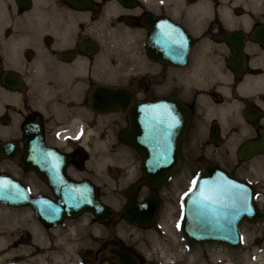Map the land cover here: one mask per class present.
<instances>
[{"label": "flooded vegetation", "instance_id": "obj_1", "mask_svg": "<svg viewBox=\"0 0 264 264\" xmlns=\"http://www.w3.org/2000/svg\"><path fill=\"white\" fill-rule=\"evenodd\" d=\"M225 1L0 0V173L54 199L22 163L50 150L108 206L16 225L1 264H264V186L252 180L264 178V0ZM138 103L157 161L177 158L152 181L120 136ZM210 163L251 184L262 212L238 223L235 245L183 232L185 194Z\"/></svg>", "mask_w": 264, "mask_h": 264}, {"label": "water", "instance_id": "obj_2", "mask_svg": "<svg viewBox=\"0 0 264 264\" xmlns=\"http://www.w3.org/2000/svg\"><path fill=\"white\" fill-rule=\"evenodd\" d=\"M97 90L102 93L109 91L108 88ZM128 121L130 127L122 130L120 136L142 154L143 170L147 179L152 181L156 176L154 168L157 165L162 172L168 171L177 163V158L170 162L157 161L152 148V134L145 128L139 130V103L130 109ZM146 135L150 139H144ZM44 156V161L22 163L38 171L54 192L55 198L31 195L21 181L0 173L1 204L28 205L35 218L47 226L55 225L64 216H75L83 210H88L99 218L107 216L108 206L98 199L93 183L86 179L76 181L68 178L62 165L58 166L56 163L59 162L56 160H62L60 155L48 150ZM194 179L197 180V185L191 192L188 190L184 197L183 232L195 241H221L235 245L238 240V223L243 219L252 220L262 215L253 203L251 184L236 178L214 163L199 168ZM50 208L56 210L54 215L48 210ZM129 219L139 224L136 218Z\"/></svg>", "mask_w": 264, "mask_h": 264}, {"label": "rangeland", "instance_id": "obj_3", "mask_svg": "<svg viewBox=\"0 0 264 264\" xmlns=\"http://www.w3.org/2000/svg\"><path fill=\"white\" fill-rule=\"evenodd\" d=\"M257 1V0H256ZM229 2H239V0H226L224 2L225 5H229ZM108 136L105 134H101L100 136L95 137V148L96 150L100 151L104 149V143L108 141ZM100 142V143H99ZM99 146V147H98ZM108 150L105 148V151ZM106 156H103L102 158H105ZM108 158V157H107ZM95 160V153L94 156L90 158L89 162H96ZM105 160L99 161V162H106ZM98 162V161H97ZM199 163L196 164V166H193V170L197 167ZM252 180L254 183L260 186H264V178H259L258 176L253 175ZM262 182V184H261ZM124 182L118 181V184H115L116 186H121ZM113 184V183H112ZM107 187L109 188L108 184ZM85 214V213H84ZM88 216V214H86ZM82 217V216H81ZM79 217L78 221L83 220V218ZM75 221V220H74ZM35 222V218L33 214H30L29 209L26 206H17V207H12V206H7L5 204H0V240L3 242L4 240L11 239L13 235L16 233V231L21 227V226H16L18 224H30ZM255 231V230H254ZM4 244L1 243V245ZM247 246L242 245L241 248ZM237 251V250H235ZM236 254V253H235ZM237 255V254H236Z\"/></svg>", "mask_w": 264, "mask_h": 264}, {"label": "snow or ice", "instance_id": "obj_4", "mask_svg": "<svg viewBox=\"0 0 264 264\" xmlns=\"http://www.w3.org/2000/svg\"><path fill=\"white\" fill-rule=\"evenodd\" d=\"M197 183H198V182H197V180H195V179L192 181V188L189 189V192H191V191L193 190V188L197 185ZM185 195H187V193H186ZM48 210H49L53 215H54L55 212H56L55 209H51V208H50V209H48ZM177 227L179 228V224L177 225Z\"/></svg>", "mask_w": 264, "mask_h": 264}, {"label": "bare ground", "instance_id": "obj_5", "mask_svg": "<svg viewBox=\"0 0 264 264\" xmlns=\"http://www.w3.org/2000/svg\"><path fill=\"white\" fill-rule=\"evenodd\" d=\"M224 1H225V0H224ZM224 12H225V11H224ZM103 146H105V145H103ZM98 147H99V146H98ZM95 151H96V150H95ZM102 153H103V152H102ZM98 155H99V153H98ZM104 155H105V154H103V156H104ZM108 156H109V155H108ZM109 158H110V157H109ZM104 160H105V159H104ZM108 160H109V159H108ZM97 161H98V159H97ZM97 163H98V162H97ZM99 163H100V162H99ZM100 168H101V167H100ZM1 243H3V242L0 240V245H1ZM24 249H25V248H24ZM27 250H28V249H27ZM8 252H9V251H8ZM8 252H7V253H8ZM10 254H11V253H10ZM4 255H5V254H4ZM6 255H7V254H6ZM6 255H5V256H6ZM2 256H3V255H2ZM0 257H1V256H0ZM5 258H6V257H5ZM38 258L40 259L39 256H38ZM1 259H2V258H1ZM1 259H0V260H1ZM36 259H37V258H36ZM9 260H10V259H9ZM37 260H38V259H37ZM39 261H40V260H39ZM1 262H2V261H1ZM9 262H10V261H9ZM17 263H18V262H17ZM21 263H22V262H21ZM0 264H1V263H0ZM19 264H20V263H19Z\"/></svg>", "mask_w": 264, "mask_h": 264}]
</instances>
